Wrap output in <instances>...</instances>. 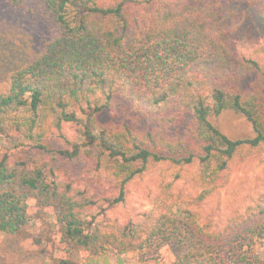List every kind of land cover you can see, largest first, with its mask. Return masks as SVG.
<instances>
[{
  "label": "trees",
  "instance_id": "trees-1",
  "mask_svg": "<svg viewBox=\"0 0 264 264\" xmlns=\"http://www.w3.org/2000/svg\"><path fill=\"white\" fill-rule=\"evenodd\" d=\"M131 1L7 0L11 8L29 12L37 4L58 34L13 71L0 92V150L5 149L0 152V235L14 239L37 218L44 232L57 236V245L88 258L176 242V257L166 264H264V193L218 230L179 207L125 225L107 217L109 208L124 202L126 186L151 167L170 165L178 170L175 180L183 168L195 167L199 183L215 185L232 161L264 145V95L256 84L250 92L239 88L251 72L264 76L261 66L233 59L208 29L204 10L162 8L161 0H144L145 20L135 24L129 18ZM259 18L264 22V13ZM116 98L149 114L162 129L101 124L98 117L115 107ZM227 111L242 115L254 136L231 140L222 134L212 119ZM183 121L189 124L188 138L165 136L163 129ZM68 123L77 126L73 141L61 134ZM53 137L67 145L57 154L83 160L113 180L118 193L93 198L83 188L57 181L46 163L13 160L7 152L49 153L46 141ZM0 264H7L1 243Z\"/></svg>",
  "mask_w": 264,
  "mask_h": 264
},
{
  "label": "rangeland",
  "instance_id": "rangeland-1",
  "mask_svg": "<svg viewBox=\"0 0 264 264\" xmlns=\"http://www.w3.org/2000/svg\"><path fill=\"white\" fill-rule=\"evenodd\" d=\"M165 5L204 10L208 29L229 48L231 57L254 60L264 70V22L259 18V13H264V0H161L158 7L165 8ZM128 11L130 20L141 24L148 8L144 0H132ZM57 34V25L37 4H33L29 12L25 8L13 9L7 0H0V92L6 90L11 73L38 56ZM255 84L263 96L264 76L261 72L245 75L239 88L250 92ZM98 120L101 124H125L134 131L162 129L153 123L149 114L135 112L122 98H116L115 107L101 114ZM212 124L231 140L254 136L249 122L230 111L213 118ZM163 131L169 139H186L190 134L188 121ZM76 132L77 126L73 123L63 124L61 129L62 136L70 141L74 140ZM46 142L51 150L49 153L29 148L7 152L13 160L32 158L46 163L54 171L57 181L83 188L93 198H107L118 193L113 180L94 172L83 160H70L57 154L67 148L64 140L53 137ZM177 171L168 164L151 167L126 186L124 202L109 208L107 217L125 225L145 219L149 213L158 217L168 207H179L192 212L201 225L224 229L232 218L243 214L264 193V145L246 151L232 161L215 185L199 183L195 167L183 168L182 177L175 180L172 177ZM38 239L42 244L35 243ZM0 243L7 264H55L56 259H70L73 264H166L175 259L177 252L176 242H168L158 249L141 253L112 252L88 258L57 245V236L53 232H44L37 218L14 239H4L0 235Z\"/></svg>",
  "mask_w": 264,
  "mask_h": 264
}]
</instances>
